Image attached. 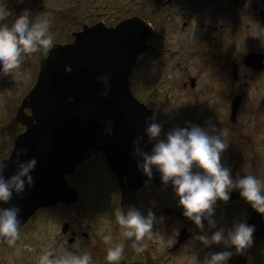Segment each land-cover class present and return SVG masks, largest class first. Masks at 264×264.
Listing matches in <instances>:
<instances>
[{
  "label": "flooded vegetation",
  "instance_id": "af4514ba",
  "mask_svg": "<svg viewBox=\"0 0 264 264\" xmlns=\"http://www.w3.org/2000/svg\"><path fill=\"white\" fill-rule=\"evenodd\" d=\"M86 1L91 0H9V7L16 14L24 11L31 16L46 13L52 21L51 29L57 27L59 31L69 30L66 34L68 41L54 39V47L47 53L37 54L35 59L25 63L23 69L34 68V78L37 79L42 62L56 45L73 43L77 34L98 24L115 27L128 18L116 13L118 17L108 21L105 13L98 15V18L94 14L85 15L82 4ZM142 6L137 4L139 12L143 9ZM86 7L85 5V10ZM88 8L91 9V6ZM75 11L79 16L84 14V19L79 17L84 20H80L83 24L79 29L71 26V21L75 23V18H78L70 15ZM152 13L155 21L159 16L162 17L161 23L150 22L154 31L149 40L154 42L151 44L154 48L152 52L161 51V48L167 55L173 51L180 52L176 56H181L186 61L196 60L198 69L195 77L187 76L183 82L188 95L195 92L197 105L188 106L189 109L184 110L182 116L180 113L179 126L167 125L163 118L157 117L160 110L149 103L156 120L163 123V133L189 124L205 128L214 125L223 134L226 151L222 154V164L231 169L233 179L238 173L240 176L253 174L264 180V0H154ZM132 16L134 15H129V18H133ZM180 17L183 19L180 31L182 38L175 40L173 25ZM87 19L89 21H85ZM195 25H198L197 34L194 33ZM161 32L166 42L164 47L157 44ZM175 41H178L177 46ZM186 68L188 71L189 68ZM11 77L0 76V84L7 83L8 79L10 85H15L16 82ZM203 80L211 82L208 92L201 86ZM200 99L203 100V105ZM208 115L216 116L215 121H211ZM17 128L16 138L26 130L20 125ZM254 163H259L263 170H258ZM99 176L103 181L110 178L116 186L115 198L110 197L109 203L105 204V211L109 214H101L96 206L92 208L93 195L90 196L86 191L92 190L94 184L98 183ZM67 182L69 188L77 192L78 202L59 204L38 211L21 230V239L16 247L0 242V264H38L40 253L46 248L76 252L87 249L94 264H106V249L116 243L125 244L122 261L127 264L134 263L136 257L142 258L146 264H172L177 257L182 259L180 264H199L211 253L225 250L223 245L206 247L197 239L204 233L190 220L178 215L183 209L179 206L171 184L157 185L155 181H148L136 192V200L129 207L139 209L144 215L152 211L156 216L151 238H145L143 252L137 253L132 248L131 241L122 237L121 228L116 222L115 214L120 211L126 213L129 209H124L120 179L114 174L104 155L93 156L90 162L68 177ZM127 182L128 178H125L123 184ZM86 196L89 197L85 198ZM102 197L106 199L105 196ZM254 214L239 192L234 191L228 202L217 201L214 218L217 225H224L227 231L241 221L250 224ZM204 223V232L211 235L216 229H210L207 221ZM261 224L262 238L259 240L256 237L242 255L235 254V249H232L233 256L229 264L233 260L236 261L235 264H264V217ZM173 225L178 227L176 243L166 246V242L171 239ZM106 236L112 237L110 243H106ZM193 241L200 258L199 262L190 263L188 248Z\"/></svg>",
  "mask_w": 264,
  "mask_h": 264
},
{
  "label": "water",
  "instance_id": "95a60500",
  "mask_svg": "<svg viewBox=\"0 0 264 264\" xmlns=\"http://www.w3.org/2000/svg\"><path fill=\"white\" fill-rule=\"evenodd\" d=\"M151 36L152 27L140 18L126 20L113 29L99 25L76 35L72 44L56 45L43 61L39 81L16 117L26 131L17 138L13 153L5 160L6 178L16 173L15 159L22 149L28 153L22 162L32 158L39 161L32 173L35 184L26 189L23 199L14 197L9 204H0L4 208H21L22 229L42 209L78 202V194L69 188L67 178L96 153L107 158L120 179L125 211L145 182L163 185L155 169L152 178L138 170L132 155L133 141L138 137H143L144 151L151 152L153 147L145 134L146 121L151 122L153 111L130 90V78L139 57L150 49L147 41ZM105 73L112 77L113 90L107 100H102L97 77ZM69 97H75V103H69ZM103 120L113 122L114 135L104 134L100 123ZM125 178L128 182L123 184ZM179 216L184 217L183 211ZM261 218L255 213L250 222L256 226L253 241L262 238ZM134 260L131 264H146L142 258Z\"/></svg>",
  "mask_w": 264,
  "mask_h": 264
},
{
  "label": "clouds",
  "instance_id": "9594fccd",
  "mask_svg": "<svg viewBox=\"0 0 264 264\" xmlns=\"http://www.w3.org/2000/svg\"><path fill=\"white\" fill-rule=\"evenodd\" d=\"M51 19L46 13L31 16L27 11L16 14L9 7V0H0V76L18 77L24 74L27 61L37 54L47 53L54 47V34L51 31ZM101 85L99 97L107 100L111 94L112 77L105 73L97 77ZM69 103H75V97H69ZM106 136L114 135L111 120L100 122ZM163 128L156 122L146 121L145 134L153 144L151 152L141 148L143 137L133 141V158L137 160L138 170L152 178L154 169L160 173L163 185L171 184L178 197L183 216L195 224L202 233L197 239L206 247L223 245L225 250L211 253L199 264H229L233 252L242 255L252 245L256 226L247 221L235 223L227 231L223 228L211 235L204 232L205 221L210 229L217 228L215 206L217 201L228 202L231 194L238 191L253 211L264 217V180L253 174L232 177L230 168L222 164V154L226 146L222 132L214 125L208 128L189 124L176 127L166 136ZM21 150L15 159L17 171L10 178L5 177L7 163L0 160V204H9L14 197L23 199L27 188L35 184L32 173L39 161L32 158L22 162L27 156ZM21 208L18 206L0 207V242L9 247H16L21 239ZM121 228L122 237L131 241L132 248L141 253L143 241L151 238L156 223L155 213L144 215L139 209L131 207L115 214ZM111 236H106L110 243ZM125 252L124 243H116L106 249V264H121ZM197 259V258H196ZM38 264H94L91 253L85 249L80 252L64 249L63 251L46 248L38 257Z\"/></svg>",
  "mask_w": 264,
  "mask_h": 264
},
{
  "label": "rangeland",
  "instance_id": "374dc122",
  "mask_svg": "<svg viewBox=\"0 0 264 264\" xmlns=\"http://www.w3.org/2000/svg\"><path fill=\"white\" fill-rule=\"evenodd\" d=\"M62 1L63 0H58V2ZM137 4L143 5V9L140 12V8L137 9ZM82 5H84L82 10L85 11V15L94 14L95 18H98L100 17L98 15L105 13L108 21H113L118 16L122 15H139V17L149 22L152 21L153 23H161L160 21L162 19V17L159 16L156 19L157 21L153 20L152 10L154 8V0H91L90 2L86 1ZM85 5L87 6L86 10ZM88 6H91V9H89ZM103 7H105V9H103ZM116 13L118 16H116ZM84 14L82 13L79 16L78 12L76 11L75 13L70 14L71 16H74V18L78 16V18H75V23L71 21V26H73L74 29H79L82 26L83 23H81V21L84 22ZM79 17H82L83 19H80ZM85 21H89V19ZM182 21L183 19L180 17L173 25V32L176 34V36H174L175 40H177L179 37L182 38V34L180 32ZM76 23L81 24L77 25ZM197 29L198 25H195V34H197ZM51 31L54 34V39H59V41L69 40L68 36L66 35L69 31L68 29L59 31L57 27H54L51 29ZM65 38L66 40H63ZM153 43L154 42H151L150 45ZM157 44H159L161 47H164L166 44L164 41L163 32H161V36L159 37ZM175 45H178V41H175ZM176 54L181 53L173 51L169 54L172 58L170 59V56L167 55V53L162 48L161 51H156L154 53L152 51L144 53L141 58L139 57L137 67L135 68L131 77V89L133 93L149 107H151L149 104L151 103L155 109H159L160 111L157 112V117L163 118V121L167 125L171 126H179L184 110H188L189 108L187 107L190 105L192 107L197 105L195 92H193L191 95H188V91H186L183 86V82L186 80L187 76L188 78L190 76H196L198 71L196 68L197 61H186L181 56H176ZM186 67L189 68L188 71ZM23 72L24 74L21 76L10 78L16 82L15 85H10L8 79L6 80L7 83L0 84V160L5 159L4 157L11 154L13 150V146L16 141V130H19V128H17L18 123L16 120L18 106H20V102H22V100L31 90L32 85L37 81L36 77H33L35 75L34 68H25L23 69ZM169 74H171V77H169ZM210 85L211 82L207 80H203V84H201L205 92H208V87ZM201 104L203 105V100H201ZM170 106L171 108L167 110ZM207 117L214 122L216 116L208 115ZM167 133L168 132L162 133V135L166 136ZM254 164H257L256 168L258 170H263L259 163ZM103 174L104 173H102V175ZM238 175L239 174L237 173L236 177ZM98 178V183L94 184L92 190L88 189L86 191L90 196L93 195L92 208L96 206L101 214H109L107 211H105V204L109 203L110 197L115 198L116 186L111 182L110 178H107L104 181L100 176ZM94 179L97 181L96 176ZM82 189L84 190L83 187ZM102 196H105L106 199H103ZM88 197L89 196H86L85 198ZM113 212L114 210L111 212V214ZM220 228L224 229V225H217L216 230H219ZM171 231V239L166 242V246H173L176 243L175 241L178 234V227L173 225ZM161 234L166 236L164 233ZM195 244V241H193V243H191L188 248V253H190V263L196 262L200 258V255L194 246ZM181 262L182 259L177 257L173 260L172 264H180Z\"/></svg>",
  "mask_w": 264,
  "mask_h": 264
}]
</instances>
